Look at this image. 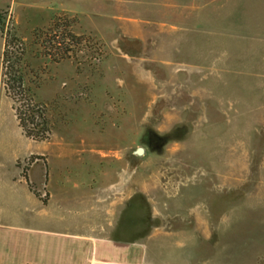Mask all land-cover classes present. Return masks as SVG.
<instances>
[{"label": "rangeland", "instance_id": "374dc122", "mask_svg": "<svg viewBox=\"0 0 264 264\" xmlns=\"http://www.w3.org/2000/svg\"><path fill=\"white\" fill-rule=\"evenodd\" d=\"M20 1L0 0L17 14L1 10L0 189L48 158L41 197L66 191L154 264H264V0ZM55 24L83 38L58 62ZM8 33L48 140L6 94Z\"/></svg>", "mask_w": 264, "mask_h": 264}, {"label": "crops", "instance_id": "0c3cea01", "mask_svg": "<svg viewBox=\"0 0 264 264\" xmlns=\"http://www.w3.org/2000/svg\"><path fill=\"white\" fill-rule=\"evenodd\" d=\"M7 8L16 14L15 5L0 11ZM25 159H16V165ZM47 163L48 158L34 160L26 176L14 179L18 186L0 189V264H154L144 245L106 235L103 224L89 219L77 204L69 206L66 191L46 187L48 197L38 196L46 183L33 176V169Z\"/></svg>", "mask_w": 264, "mask_h": 264}, {"label": "trees", "instance_id": "16d2710c", "mask_svg": "<svg viewBox=\"0 0 264 264\" xmlns=\"http://www.w3.org/2000/svg\"><path fill=\"white\" fill-rule=\"evenodd\" d=\"M5 11H0V25L5 17ZM54 32L43 47H48L50 51L55 50L57 56L53 59L58 62L69 57L73 51L72 46L82 43L83 38L73 34L68 29H61L55 24L50 29ZM18 41L14 34L8 33L5 36V48L2 55V79L6 94L13 100V108L23 133L36 141L48 140L51 134L52 126L50 118L47 115V108L43 103L35 100L27 81L28 65L23 64L22 55H15L9 50L10 44ZM48 42V44H47ZM52 49V50H51ZM52 57L51 53L48 54ZM33 156L30 159L32 163ZM26 176V174H24ZM33 188L32 184L30 185ZM41 196L39 192H36ZM35 264V263H26Z\"/></svg>", "mask_w": 264, "mask_h": 264}, {"label": "water", "instance_id": "95a60500", "mask_svg": "<svg viewBox=\"0 0 264 264\" xmlns=\"http://www.w3.org/2000/svg\"><path fill=\"white\" fill-rule=\"evenodd\" d=\"M138 152L142 154L144 152V149L143 148H139Z\"/></svg>", "mask_w": 264, "mask_h": 264}]
</instances>
